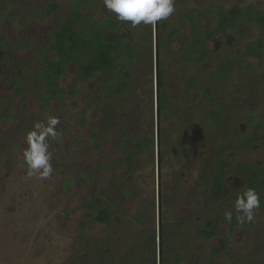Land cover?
Wrapping results in <instances>:
<instances>
[{"label": "rangeland", "instance_id": "rangeland-1", "mask_svg": "<svg viewBox=\"0 0 264 264\" xmlns=\"http://www.w3.org/2000/svg\"><path fill=\"white\" fill-rule=\"evenodd\" d=\"M51 1L0 0L5 15L0 20L4 38L0 51V264H77L87 254L90 264H97L98 254L107 248L119 263L130 248L147 245L151 235L157 236L160 253L163 230L167 243L186 258L180 264H264V205L255 210L251 222L245 219L233 231L225 218L226 212L237 218L233 195L245 188L236 165L248 161L264 170V139L240 144L252 134L248 116L264 124V57L248 58L251 69L238 65L231 78L218 83L213 101L188 84L192 76L208 84L206 72L217 69L230 55L243 59L245 44L264 39V30L243 21L231 31L237 43L230 46L215 31L217 16L207 11L201 21L214 34L207 43L208 56L195 63L187 59L190 26L179 17L185 10L206 11L213 4L253 6L261 11L264 0H175L174 13L155 26L132 27L126 22L145 48L137 64L123 72L129 83L126 96L117 93L111 81L94 78L79 82L76 92H67L63 107L53 101L48 109L35 92L42 85L43 59L38 53L48 46L74 0H55L59 10L46 20L38 18V11ZM84 11L97 20L117 18L103 0H92ZM174 27L180 33L166 43ZM160 72L162 91L169 96L164 113L159 109ZM75 75L70 67L62 86L68 90ZM88 93L94 102L83 115ZM105 102L113 109L107 119L102 111ZM221 107L226 114L216 128L207 113ZM49 116L60 120L56 139L48 140L53 173L39 180L27 175L23 153L27 132ZM138 142H145L146 152L128 165L122 145L128 143L134 149ZM181 142L185 155L174 151ZM223 145L225 151L220 152ZM223 157L228 161L233 193L212 203V173ZM102 206L109 209V223L95 219ZM216 215L221 217V235L229 239L226 250L212 256L218 238L206 240L199 229ZM181 221L187 224L181 226Z\"/></svg>", "mask_w": 264, "mask_h": 264}, {"label": "trees", "instance_id": "trees-1", "mask_svg": "<svg viewBox=\"0 0 264 264\" xmlns=\"http://www.w3.org/2000/svg\"><path fill=\"white\" fill-rule=\"evenodd\" d=\"M86 4L92 5V0L73 1L66 19L54 32L48 46L38 53V57L43 59V69L40 76L42 85L35 92L48 109L51 108L53 101L63 107L65 105L64 97L67 92H76L79 82L94 78L111 81L112 84L117 86L116 92L126 96L129 83L123 72L126 68L137 64L145 50L144 46H141L131 35L126 22H122L116 17L97 20L92 12L84 11ZM11 8L16 9V6H11ZM59 8L60 4L53 0L38 11V18L46 20L49 16L56 13ZM207 11L217 16L215 31L222 34L226 43L230 46L237 43V38L231 31L243 21L255 24L264 30V10H256L253 6L234 5L226 8L219 4H213L206 11L196 8L185 10L179 14V17L181 20L187 21L190 26L192 40L187 59L195 63H201L208 56L207 43L214 34L211 30L206 29L201 21L202 16ZM4 17L3 11L0 10V20ZM179 33V27L170 29L165 42L172 41ZM158 34L160 38L164 35L161 30L158 31ZM3 40V36L0 35V51H2ZM163 44L161 41L159 42V46H163ZM250 57L255 59L264 57L263 37L245 44L243 59L230 55L221 60L217 69L206 72L204 77L208 84L201 83L197 76H192L188 84L192 88H200L205 100L213 101L216 98L218 83L231 78L234 69L238 65L242 63L245 69L253 68V64L248 61ZM70 67L75 68L76 75L67 90L61 83L62 79L67 76ZM163 80L164 75L160 72L158 84L160 88L159 109L161 113H164L169 108L168 93L162 91ZM18 91L19 88H16V92ZM85 97L87 102L82 110L83 115L94 102V97L91 94L88 93ZM102 111L105 119L113 114V109L107 102L102 106ZM225 114V108L221 107L219 110L208 111L207 118L216 128H220ZM247 119H249L248 122L253 130L249 137L240 141L242 146H248L264 139V124L262 120L258 117L250 116ZM151 144H154L153 139ZM122 150L124 161L131 165L138 155L146 152V144L145 142H138L136 147L132 149L128 143H124ZM174 151L178 155H185V143L181 142L179 148H175ZM219 151H225V146L223 145ZM205 161V171L208 172L210 158ZM227 167L228 161L224 157L216 162V168L212 173L209 187L210 201L212 203L222 202L233 193V188L229 183ZM236 172L241 176L245 188H254L260 194L261 205H264V170L255 167L248 161H241L236 165ZM130 192L129 190L126 191L124 193L125 196ZM239 193L233 195L234 201ZM95 219L100 223H109L110 213L108 207L102 206L98 208ZM186 222L181 221V226ZM239 224L241 222L232 215V219L229 221L230 230L233 231ZM220 227L221 217L216 215L209 218L199 229V235L206 240L218 238V245L212 248V256H216L226 250L229 235L222 236ZM165 233L166 230H163L160 240V253L158 254L157 236L151 235L147 245L144 246L143 243H140L137 247L130 248L124 259L119 263H116L109 248H107L98 254L99 262L97 264H180L186 258L178 254L175 249H172L171 245L167 243ZM87 256H82L77 264H90L89 257L91 256L89 254Z\"/></svg>", "mask_w": 264, "mask_h": 264}, {"label": "clouds", "instance_id": "clouds-1", "mask_svg": "<svg viewBox=\"0 0 264 264\" xmlns=\"http://www.w3.org/2000/svg\"><path fill=\"white\" fill-rule=\"evenodd\" d=\"M104 6L117 15L122 22H131L132 27L143 23L155 26L158 21L169 18L175 11V0H103ZM58 117L49 116L46 120L37 121L27 132V147L23 153L27 165V175L36 176L39 180L50 178L53 173L52 153L49 151L48 140L57 137ZM261 205L260 194L251 187L245 188L234 201L237 219L243 223L251 222L255 210ZM225 218L232 219V212H226Z\"/></svg>", "mask_w": 264, "mask_h": 264}, {"label": "water", "instance_id": "water-1", "mask_svg": "<svg viewBox=\"0 0 264 264\" xmlns=\"http://www.w3.org/2000/svg\"><path fill=\"white\" fill-rule=\"evenodd\" d=\"M159 203H160V200H159Z\"/></svg>", "mask_w": 264, "mask_h": 264}]
</instances>
